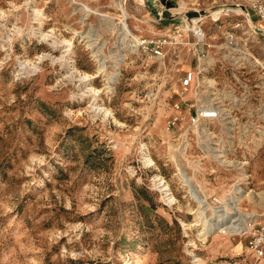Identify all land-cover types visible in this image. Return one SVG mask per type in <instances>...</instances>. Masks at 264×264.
I'll use <instances>...</instances> for the list:
<instances>
[{"label": "rangeland", "instance_id": "rangeland-1", "mask_svg": "<svg viewBox=\"0 0 264 264\" xmlns=\"http://www.w3.org/2000/svg\"><path fill=\"white\" fill-rule=\"evenodd\" d=\"M166 1L156 5L165 9ZM173 1L182 11L171 13L243 0ZM235 12L220 22L240 20L237 33L249 31ZM183 18L159 23L143 0H0V264L237 259L243 237L203 229L201 204L209 199L183 197L173 175L178 157L196 178L190 191L200 183L222 191L238 175L216 168L215 181L205 178L212 162L190 145L180 155L179 139L166 131L178 78L194 66ZM196 23L219 40L209 15ZM158 37L180 43L158 56L144 43ZM251 45L264 58V35ZM249 163L255 193L236 198L245 213L263 200L264 145ZM160 175L175 204L156 190Z\"/></svg>", "mask_w": 264, "mask_h": 264}, {"label": "built area", "instance_id": "built-area-1", "mask_svg": "<svg viewBox=\"0 0 264 264\" xmlns=\"http://www.w3.org/2000/svg\"><path fill=\"white\" fill-rule=\"evenodd\" d=\"M242 4L250 15L252 24L243 12L240 13L249 31L237 33L243 28L240 20L229 24L220 22L221 16L230 10L222 12L217 18L208 14L214 22L219 23L217 41L208 39L200 26L199 33L187 27L193 25L192 19L183 18L184 25L193 32V40L188 44L191 45L194 66H190L178 78V88L174 93L176 98L170 103L172 113L167 117L166 131L173 132L174 138L179 139L180 155L190 145L198 149L203 159L212 162L213 170L203 173L205 178L212 176L211 179L215 181L213 173L216 168L222 169V175L223 171L238 174L230 187L222 191H210L204 183L194 185L198 189L196 195L209 199L201 204L206 215L201 219L203 229L222 236L243 237L244 248L230 264H264V189L259 211L245 213L240 209L239 201L236 203L240 191L244 192L243 197L255 193L249 186L251 177L246 167L253 152L264 145V58L257 57L251 45L254 35H264L255 32L251 26L264 31V0H243ZM144 43L155 55L161 56L165 45L180 42L158 37ZM216 54L218 56L215 58ZM216 68L228 71L230 75L211 76V71ZM253 74L255 79L251 83L250 76ZM188 94L191 96L187 97ZM182 161L180 157L177 158L173 173L178 185L177 192L183 197L192 198L188 178L195 176L188 173ZM154 182L156 190L168 202L169 197L176 200V193L163 176H157Z\"/></svg>", "mask_w": 264, "mask_h": 264}, {"label": "water", "instance_id": "water-1", "mask_svg": "<svg viewBox=\"0 0 264 264\" xmlns=\"http://www.w3.org/2000/svg\"><path fill=\"white\" fill-rule=\"evenodd\" d=\"M143 3L150 9V11L153 13L154 18L159 22H166V21H172L178 17L183 16L185 19L187 20H191L193 18H200L203 16H206L208 14H210V12L214 9H217L219 7L225 6V7H229L228 9H232V8H240L241 11L244 13L245 17L247 18L248 22L250 24V15L246 9V7L243 4H236V3H231V4H218V5H214L208 8H203V9H199V10H188V11H184L183 13L181 12H177V13H171L169 10L171 7H177L178 3H176L173 0H168L166 1L165 4V9H160L157 5H156V0H143ZM253 30L257 33H264V31L260 28H257L253 25H251Z\"/></svg>", "mask_w": 264, "mask_h": 264}, {"label": "bare ground", "instance_id": "bare-ground-1", "mask_svg": "<svg viewBox=\"0 0 264 264\" xmlns=\"http://www.w3.org/2000/svg\"><path fill=\"white\" fill-rule=\"evenodd\" d=\"M120 4V3H119ZM179 4L180 3H178V6L177 7H175V8H172L171 10L174 12V11H179V10H181V8L182 7H180V8H178L179 7ZM87 8V10L88 11H90V12H93V10L92 9H90V8H88V7H86ZM229 7H225V6H222V7H219V8H217V9H214V10H212L211 12H210V15L213 17V18H217L219 15H221L222 13H220L217 17H215L214 15H213V13H218L220 10L221 11H227V10H230V11H236V12H238V13H241L242 11H241V9L240 8H230V9H228ZM238 10V11H237ZM182 11V10H181ZM199 18H193L192 19V23H193V25H189V26H187V27H190L192 30H194V31H199V28L197 27V20H198ZM122 28L124 29V33H129V29L126 27V24L125 23H123V26H122ZM188 29V28H187ZM197 33H199V32H197ZM153 162V161H152ZM189 179V178H188ZM186 181V180H185ZM189 181H190V179H189ZM188 184H189V186L190 187H192L190 184V182H188ZM191 192V194H193V197H197L198 195H196V193H198V190L197 189H194L193 190V188H192V190L190 191ZM240 192H242V191H240ZM171 202H174L175 201V199L174 198H171V197H169L168 198ZM236 203H237V200H236Z\"/></svg>", "mask_w": 264, "mask_h": 264}, {"label": "crops", "instance_id": "crops-1", "mask_svg": "<svg viewBox=\"0 0 264 264\" xmlns=\"http://www.w3.org/2000/svg\"><path fill=\"white\" fill-rule=\"evenodd\" d=\"M164 28H167V29H169L167 25H166V26H164Z\"/></svg>", "mask_w": 264, "mask_h": 264}]
</instances>
